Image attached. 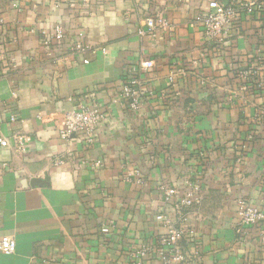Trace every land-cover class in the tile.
<instances>
[{"label":"crops","instance_id":"0c3cea01","mask_svg":"<svg viewBox=\"0 0 264 264\" xmlns=\"http://www.w3.org/2000/svg\"><path fill=\"white\" fill-rule=\"evenodd\" d=\"M80 1L0 0V135L11 146L0 145V236L17 241L0 264H156L171 226L184 231L182 264H264V219L244 228L235 211L239 197L264 211V69L241 77L264 59V13L213 41L198 21L206 0H87L86 13ZM159 10L173 31L145 27ZM56 23L66 36L49 53L41 29ZM79 31L83 54L69 47ZM131 67L154 92L138 109L115 101ZM80 102L106 114L93 140L60 134ZM15 133L30 137L22 150ZM185 177L203 197L178 209L159 185Z\"/></svg>","mask_w":264,"mask_h":264},{"label":"built area","instance_id":"2783aa9c","mask_svg":"<svg viewBox=\"0 0 264 264\" xmlns=\"http://www.w3.org/2000/svg\"><path fill=\"white\" fill-rule=\"evenodd\" d=\"M207 7L205 11L198 17V21L203 26L204 34L207 38L213 41H220L229 31V29L236 25L238 18L243 14L264 13V0H236L233 4H227L223 0H206ZM71 4H78L79 9H84L82 12H90L88 1L72 2ZM86 8V9H85ZM86 13V12H85ZM145 27L151 31H173L175 29L174 23L167 17L162 10L154 11L145 19ZM33 31V30H32ZM145 29H140L139 33L144 34ZM43 44L47 46L48 52L53 53L55 46L64 40L66 36V28L62 23H56L51 28H42ZM72 53L78 52L83 54L91 45L85 43L84 33L78 32V39L70 46ZM106 51V48H102ZM3 57V54H0ZM84 63L89 60L84 58ZM154 61L148 60L142 63L146 69L154 66ZM264 69V59L259 61L252 68H247L241 72V77L244 79L258 76L260 70ZM171 81L173 78L171 77ZM248 83L243 85V89H247ZM154 94L153 90L145 88L141 83L136 67L128 69L125 79L123 80L115 101L128 102L131 109H138L143 103V100ZM106 114L104 110L95 104L78 103L71 110L64 113L62 125L59 128L60 134L63 138H68L72 134H84L88 140H93L96 132L99 130L105 120ZM18 115L15 113L10 115V121L16 122ZM15 148L24 149L25 143L30 139L27 135L19 133L14 134ZM0 145L3 147H11L9 139L0 135ZM99 164V163H98ZM159 189L163 193L164 200L167 203H176V207L181 209L183 207H193L203 197L202 186L198 180L191 177L183 178L181 183L167 185L161 183ZM235 211L237 218L244 228L264 219V211L252 205L246 198L239 197L236 202ZM157 220H160L168 225V219L165 214H158ZM109 227V226H108ZM107 226L103 228V232H108ZM183 229L170 227L163 236H161L158 247L155 249L156 264H182L185 256L180 246V240L183 236ZM17 241L12 236H0V252L5 255H11L16 252ZM149 247L145 246L142 250H138L136 255H143L149 251Z\"/></svg>","mask_w":264,"mask_h":264},{"label":"trees","instance_id":"16d2710c","mask_svg":"<svg viewBox=\"0 0 264 264\" xmlns=\"http://www.w3.org/2000/svg\"><path fill=\"white\" fill-rule=\"evenodd\" d=\"M245 1V0H244ZM257 77H254V80L256 79Z\"/></svg>","mask_w":264,"mask_h":264}]
</instances>
